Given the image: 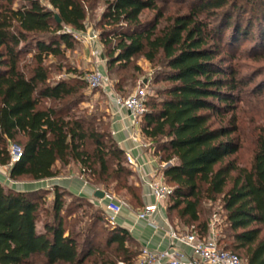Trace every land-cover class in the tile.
<instances>
[{"label": "trees", "instance_id": "1", "mask_svg": "<svg viewBox=\"0 0 264 264\" xmlns=\"http://www.w3.org/2000/svg\"><path fill=\"white\" fill-rule=\"evenodd\" d=\"M45 1L52 8L41 0L0 2V166L21 182L77 165L89 184L106 191L113 185V194L141 208V186L112 135L109 113L102 122L77 114L83 85L49 83L47 59L74 47L65 28L84 31L93 0ZM104 3L100 40L115 91L131 94L127 85L142 72L137 59L155 68L151 83L160 86L149 89L140 130L167 163L169 222L204 237L211 221L205 201L220 198V246L241 253L246 264H264V132L250 137L249 164L228 159L249 136L240 102L264 101V77L256 81L264 67L248 74L241 61L264 62V0ZM145 11L154 16L143 19ZM11 143L22 151L15 162ZM48 195L53 202L45 205ZM43 212L49 218L39 230ZM140 250L128 229L107 223L96 202L59 186L21 191L0 181V264H136Z\"/></svg>", "mask_w": 264, "mask_h": 264}, {"label": "built area", "instance_id": "2", "mask_svg": "<svg viewBox=\"0 0 264 264\" xmlns=\"http://www.w3.org/2000/svg\"><path fill=\"white\" fill-rule=\"evenodd\" d=\"M66 31L71 32L74 39L84 42L86 45L96 47L93 54L99 49L100 38L95 30L86 29L84 31H71L68 27ZM99 60L96 61L94 69L84 74V80L90 89L102 88L108 96V102L116 111L127 109L130 112V118L133 125L140 124V119L146 112V101L149 95V87L144 82L137 86L127 97L120 96L114 89V82L110 78L106 68L103 66L102 54H99ZM10 152L12 162L18 161L22 156L21 148L11 143ZM128 164L139 174L140 182L147 186L154 199L152 203L145 205L138 212V218L149 222L154 227H158L154 215L159 213L162 207H166L173 189L164 179L162 168L167 165L163 163L151 174H145L141 171V165L130 152L126 153ZM6 169L4 173L10 183H16L11 180L7 174V166H0ZM96 204L100 206L111 226L118 225V215L121 213L125 201L113 195L109 200L97 199ZM165 222L169 229L170 246L167 249L159 250L148 246H143L137 256L136 264H246V261L235 252L224 249L220 246V230L217 217H213L209 224L206 236H201L195 231L182 232L173 226L167 218ZM183 244L190 249L187 253L177 245Z\"/></svg>", "mask_w": 264, "mask_h": 264}, {"label": "rangeland", "instance_id": "3", "mask_svg": "<svg viewBox=\"0 0 264 264\" xmlns=\"http://www.w3.org/2000/svg\"><path fill=\"white\" fill-rule=\"evenodd\" d=\"M42 3L48 7L52 8L50 4L45 1L41 0ZM1 2V0H0ZM23 0H14L15 6L21 5ZM88 5L87 11V18L85 20V30L91 29L97 31L100 34L104 28L103 21H102V14L105 9L104 0H93ZM154 16V12L145 11L142 15L143 19H150ZM69 28V27H68ZM71 31H74L72 28H69ZM249 42H246L243 47H248ZM97 49L96 47H92L90 45H86L82 41H78L75 39L74 47L72 49H66L63 55L60 56H49L47 59V63L50 67V78L49 83L54 84L59 82L60 80H66L71 85H76L77 87L80 86V90L78 93L82 95V100L77 102L74 109L77 114L87 115V116H95L98 122L107 121L105 117L106 113L108 112V96L105 91L100 89H90L87 83L83 80L84 74L96 66V61L99 60V54H105V46L100 40L99 49L93 54V51ZM242 63L245 65L243 67V71L248 74H256L264 67V62L260 61L257 62L256 60H252L251 58H244L241 59ZM135 62L139 63L142 66V72L137 74V79L135 82L129 81L127 85V91L125 95H128L134 91V89L143 84L146 80V84L149 86L150 93L153 94L154 88L156 89L160 85H152L151 83V76L155 72V68L152 64L144 61L143 59L139 58ZM103 66L107 68V58L105 57L103 60ZM264 69V68H263ZM110 78L114 81L115 75L114 73H109ZM263 76L258 75L256 77V81L260 80ZM152 89V90H151ZM48 102V101H47ZM241 110L243 111L242 117L244 119L243 128L244 131L249 135L247 136L246 142L244 144L243 149L237 155H232L228 159H236L237 163L240 165L249 164L253 155V146L250 140V137L255 132H264V101H253L252 103L248 101L240 102ZM110 120V119H109ZM255 130V131H254ZM254 135V134H253ZM252 138V137H251ZM108 192L110 194L114 193L113 185L109 187ZM121 196L120 192H116V196ZM52 195H48L46 197L45 205H49L53 202ZM67 202L72 201V197H67ZM205 205L208 209H210V219L213 217H217L219 230L221 231V225L223 222V205L221 203V199L218 198L216 201H205ZM89 212L92 209H88ZM81 210H79L80 212ZM49 218V212H43L41 214V219L38 223V229L43 228V220ZM85 221V220H84ZM87 221V220H86ZM106 226V225H105ZM107 227V226H106ZM99 231L104 229V224L100 223ZM182 232H189V228L179 224L177 227ZM241 257L244 259V256L239 253ZM245 260V259H244Z\"/></svg>", "mask_w": 264, "mask_h": 264}, {"label": "crops", "instance_id": "4", "mask_svg": "<svg viewBox=\"0 0 264 264\" xmlns=\"http://www.w3.org/2000/svg\"><path fill=\"white\" fill-rule=\"evenodd\" d=\"M108 112L111 122V132L119 146L125 151L130 152L141 165V171L145 174H151L155 169L159 168L164 162L160 161L159 157L154 154L150 142L145 139L140 130V124L133 125L130 112L127 109L116 111L115 108L108 102ZM165 165L164 167H166ZM163 167V168H164ZM162 168V169H163ZM0 171V181L7 186H12L21 191L37 190V189H52L54 186H59L70 193L87 198L96 202L95 192L100 189L105 192L104 200H109L113 195L108 191L95 187L87 182L85 177L80 173L77 165H69L63 169L59 176L47 178L40 181H21L10 183L7 181L3 172ZM137 183L141 186L142 207L135 208L125 202L121 213L118 215L117 223L119 226L128 229L133 238L141 245L148 246L153 249L164 250L170 246L169 229L165 222L168 219L167 205L162 207L159 213L154 215V220L157 221L158 227H154L149 222L139 219L138 212L145 205L154 201L150 190L143 185L139 178V174L135 172ZM116 196V195H115ZM169 220V219H168ZM187 253L190 249L183 244L177 245Z\"/></svg>", "mask_w": 264, "mask_h": 264}, {"label": "water", "instance_id": "5", "mask_svg": "<svg viewBox=\"0 0 264 264\" xmlns=\"http://www.w3.org/2000/svg\"><path fill=\"white\" fill-rule=\"evenodd\" d=\"M56 19L58 22H61V18L59 17V15H56ZM102 58H104V56L102 55ZM145 83H146V80H145ZM95 197L97 199H104L106 197V194L104 191L100 190V189H97L96 192H95Z\"/></svg>", "mask_w": 264, "mask_h": 264}]
</instances>
